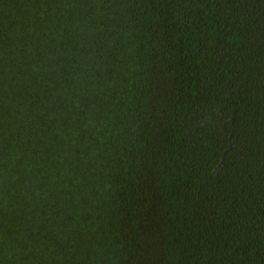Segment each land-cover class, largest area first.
<instances>
[{"label":"trees","instance_id":"trees-1","mask_svg":"<svg viewBox=\"0 0 264 264\" xmlns=\"http://www.w3.org/2000/svg\"><path fill=\"white\" fill-rule=\"evenodd\" d=\"M0 264H264V0H0Z\"/></svg>","mask_w":264,"mask_h":264}]
</instances>
